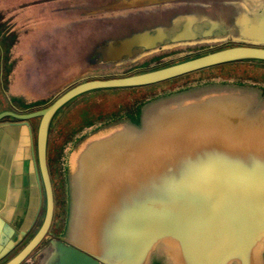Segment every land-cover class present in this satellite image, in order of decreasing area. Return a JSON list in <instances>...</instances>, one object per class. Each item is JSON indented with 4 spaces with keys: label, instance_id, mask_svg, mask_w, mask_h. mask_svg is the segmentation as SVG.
<instances>
[{
    "label": "water",
    "instance_id": "1",
    "mask_svg": "<svg viewBox=\"0 0 264 264\" xmlns=\"http://www.w3.org/2000/svg\"><path fill=\"white\" fill-rule=\"evenodd\" d=\"M230 1L233 7L225 12L221 22L209 15L196 20L193 15L182 14L172 26L163 31L155 29L148 41L145 33L120 43L117 57L128 55L120 54V50L129 43L130 49L137 51L155 46L196 48L224 40L231 30L243 37L256 35L264 28V0ZM238 60L264 61V48L229 47L128 77L85 81L39 111L1 113L0 120L4 117L14 120L0 122V264H22L49 232L54 195L47 164L48 140L52 120L65 104L93 89L147 85ZM233 88L236 87L216 85L213 92ZM240 90L253 91L249 87ZM184 97L170 95L147 103L140 126H128L92 142L82 151L72 187V219L65 234L68 243L52 240L48 247L49 256L58 258L57 264H152L155 260L165 264H254L259 259L263 261L264 161L256 158L264 156V145L255 144L264 143L262 106L254 114L240 116L236 109L243 107V101L224 96L212 99L210 104L161 112L160 108L180 104ZM196 107L217 110L215 117L211 115L212 121L204 122L213 123L216 128L205 130H215L224 135L223 139L247 142L243 147L233 146L231 151L217 149L215 154L245 157L243 161L213 166L187 159L179 161V157L202 153L188 142L198 132L197 126L189 128V124L199 123H192L193 117H199L192 114ZM221 109L225 112H220ZM33 117H41L36 146L28 121ZM203 152L205 156L213 154ZM132 166L136 167L135 174ZM181 166H184L183 172ZM202 188L208 195L213 189L225 197L215 212L193 210L191 204H197L196 194L202 198L198 190ZM43 190L46 213L42 225L17 249L37 222ZM204 202L200 201L201 205ZM184 204V211L177 210ZM162 206L169 210H159ZM134 213L137 234L129 239L127 225Z\"/></svg>",
    "mask_w": 264,
    "mask_h": 264
},
{
    "label": "flooded vegetation",
    "instance_id": "2",
    "mask_svg": "<svg viewBox=\"0 0 264 264\" xmlns=\"http://www.w3.org/2000/svg\"><path fill=\"white\" fill-rule=\"evenodd\" d=\"M38 1L39 0H29L23 3L8 2L7 5L4 6H1L0 3V114L6 111H12L18 114H28L39 111L49 106L68 90L85 81L128 77L131 75L174 65L186 60H190L194 57L206 55L214 51L229 47L264 48V28H261L262 30L256 33V35L243 37L240 36L236 30H231L230 36H224V40L215 42L214 44H204L196 48L155 46L154 48L140 49L137 51L136 48L130 49L132 44L129 43L127 46H125V48H122V50H120V54L126 52L128 55L123 56L122 58L117 57V48L120 43L130 39L134 35L145 33H147L145 40L148 41L149 35H151L155 29H160V31H163L162 29L172 26L182 14H187L189 16L193 15L196 20H200L207 15L212 16L210 14L201 13L198 11L184 12L177 14L175 18L169 19L167 22L163 21L164 23L156 24L153 27L141 26L136 30H133L120 37H118V35H114L110 37L94 39L89 43L87 52L82 54L84 58L81 62H79L81 64H85V68L82 69L78 74L69 78L72 80H70L67 85L61 87L69 79L58 87H53L51 90L45 93L42 92L39 94H33L29 91L19 89L18 81L19 73L28 60L26 43L37 28L34 24L35 21L29 14V11L35 4L37 5ZM70 1L72 3V0ZM187 1V3H191V1L198 0ZM168 3V0H103V2L96 5L71 4L64 6V8L61 7V9L74 10L76 11V15L79 19L88 20L101 17H114L121 12L135 13L139 10L153 12L154 10L161 8ZM212 18L217 22H221V18L223 17L212 16ZM103 50H106L105 56L107 57V60L104 59L105 56L103 55ZM131 50L134 52L136 51V54H132ZM249 62L253 64H264L263 60H238L221 63L152 84L131 87L93 89L78 95L67 104H65L56 113L55 117L52 120L48 140L47 164L54 195V213L51 227L43 241L33 250V252L26 258V260L22 264H57L58 258L55 256H49L48 247L50 241L52 240H58L68 243L65 239V234L66 230L69 227V224H71L72 219V187L74 185V176L78 170V158L80 154L94 141L109 137L115 132L126 129L128 126H140L142 115L145 110L144 106L147 103L164 96L167 97L170 95H186V97L182 99L180 104H172L168 107L160 108L161 112H167L177 110L181 107L184 108L193 105L197 106L202 103L210 104L211 100L217 97L235 96L243 101L241 103L243 107H239L236 109L238 115L243 116L246 113L254 114L260 108V106H262V108L260 109V114L264 119V86L257 85V87L254 85L256 84L255 82L252 83L253 85H246L247 82L239 79L240 77L232 78L228 75H217L213 73V70L219 67L226 68L233 64H242ZM224 73L226 74L225 71ZM80 76H83V78L79 79ZM216 85L233 86L236 88H233V90L230 91L224 90L221 92H213V87H216ZM242 87L252 88L253 91H241L240 88ZM121 91L130 92L132 95H140V97L136 100H133L129 107H124V109L120 108L115 111L116 113L113 112L109 115L101 113L98 117H94V115L92 116L89 114L85 115L81 118L83 121L81 120L82 124L79 129L73 131L69 139L66 141V144L69 148L67 155L64 156L61 161V163H63V166H61V176L65 186L63 196L64 210H62L59 223H57L56 220L58 218L59 205L57 200L56 184L54 180L55 178L53 177L50 158V137L54 122L58 118V116L61 115V113H63L69 107H72L74 102L79 98H85L86 102H89V97L91 95H103L110 93L116 94L120 93ZM31 95L43 96L36 98L32 97ZM219 111L222 113L225 112L223 109ZM85 112L89 113L88 110H85ZM192 112L193 116H199L196 119H194L193 117L192 123H194L195 121H199V126L195 124H189V128H194V126H197L195 130L198 132H196L195 136L193 134L192 141L190 140L188 142H192L198 149L197 151L202 153L198 154V156L195 157H179V161H185V159H187L197 161V163H204L203 165L209 166H213L220 162H231L232 160H235L236 162L243 161L242 159L245 157L241 158L239 156H217L215 154L217 149L231 151L233 149V146L243 147L247 145V142H244L243 140L239 142L238 140L233 141L232 138L223 139L224 135H220L218 132H215V130H205L207 127H212L213 129L216 128V125L213 123H204L205 120L207 121V119H210L211 121L213 120L211 115L213 116L214 114L213 117H215V114H217V110L215 107L209 109L196 107L193 108ZM206 115H209V118H207ZM9 120L14 119L10 117H4L0 120V122ZM40 120L41 117H33L28 120L32 128L35 146ZM184 135L185 133L182 134V137ZM262 138H264V136ZM255 144L260 146L264 145V143ZM203 151H210L213 154L205 156L206 153ZM166 159H171V157H166ZM256 159L264 161V156H259ZM201 167L202 165L200 166V168ZM183 169L184 166H181L182 172ZM38 171L40 174L39 167ZM132 171L135 174V166H132ZM211 172L212 171H210V173ZM210 178L211 180H215L212 178V176H210ZM198 190L202 192L203 195L201 198L199 197V194H196V201L198 202L197 204H191L193 210L215 212L217 206H222V202L225 201V197H223V194H217L216 190L211 189L209 195L206 193L205 188ZM202 200L205 201L203 205H201L200 203V201ZM184 206L185 204L183 206L180 205V207H177V210L184 211L186 207ZM159 210L168 211L169 209L162 206L159 208ZM45 213L46 198L43 190L42 209L35 227L33 228L31 233L34 234L42 225V222L45 218ZM157 231L159 232L160 230L158 229ZM127 232L129 233L127 235L129 239H134L136 237L137 227L135 213L129 220V223L127 225ZM31 233L29 232L28 235H30ZM28 235L20 243L24 242ZM12 252L9 253L11 254ZM254 262V264H264V258L263 261H260L259 259L258 261ZM152 264L165 263L161 260H155Z\"/></svg>",
    "mask_w": 264,
    "mask_h": 264
},
{
    "label": "rangeland",
    "instance_id": "3",
    "mask_svg": "<svg viewBox=\"0 0 264 264\" xmlns=\"http://www.w3.org/2000/svg\"><path fill=\"white\" fill-rule=\"evenodd\" d=\"M27 1L29 0H0V3L1 6H4L8 2L23 3ZM101 2L103 0H72V3L70 0H39L37 5L35 4L30 9L29 14L37 28L26 43L28 60L19 73V89L33 94L45 93L78 74L85 68V64L79 63L84 58L82 54L87 52L89 43L96 38L114 35L120 37L141 26L153 27L156 24L164 23L163 21L167 22L169 19L175 18L179 13L190 11L224 17L225 12L233 7L230 0H198L191 1V3H187V0H168V4L153 12L143 10L135 13L121 12L114 17L88 20L79 19L74 10L61 9V7L64 8L71 4L96 5ZM213 73L228 75L232 78L240 77L239 79L247 82L246 85H253L252 83L255 82V86H264V64L250 62L233 64L226 68H216ZM70 80L72 79H69L61 87L67 85ZM31 96L39 98L43 95ZM139 97L140 95L121 91L116 94L91 95L89 102H86L85 98H79L72 107L61 113L55 120L50 137V158L59 205L57 223H59L60 214L64 210L65 186L61 176V166H63L61 161L67 155L69 147L66 141L71 133L79 129L83 121L81 118L85 115L98 117L101 113L105 115L116 113L115 111L120 108L129 107L133 100ZM85 110H88L89 113ZM26 240L27 238L17 249L21 248Z\"/></svg>",
    "mask_w": 264,
    "mask_h": 264
}]
</instances>
